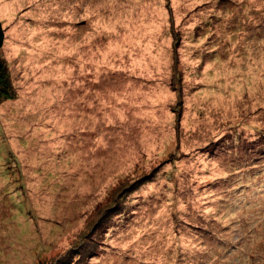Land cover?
<instances>
[{
  "label": "rangeland",
  "instance_id": "1",
  "mask_svg": "<svg viewBox=\"0 0 264 264\" xmlns=\"http://www.w3.org/2000/svg\"><path fill=\"white\" fill-rule=\"evenodd\" d=\"M0 19V264H264V0Z\"/></svg>",
  "mask_w": 264,
  "mask_h": 264
},
{
  "label": "trees",
  "instance_id": "2",
  "mask_svg": "<svg viewBox=\"0 0 264 264\" xmlns=\"http://www.w3.org/2000/svg\"><path fill=\"white\" fill-rule=\"evenodd\" d=\"M6 40V29L0 19V50L5 45ZM14 87L11 83L10 72L4 61L0 58V99L3 101L4 98H10L13 96ZM77 254H80L79 252Z\"/></svg>",
  "mask_w": 264,
  "mask_h": 264
}]
</instances>
